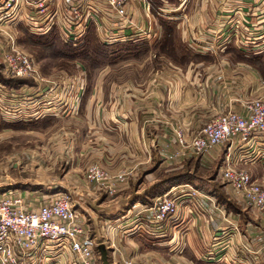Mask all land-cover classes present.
Wrapping results in <instances>:
<instances>
[{"label":"crops","instance_id":"0c3cea01","mask_svg":"<svg viewBox=\"0 0 264 264\" xmlns=\"http://www.w3.org/2000/svg\"><path fill=\"white\" fill-rule=\"evenodd\" d=\"M149 1L145 0L147 3ZM159 1L164 7L159 13L158 10L153 11L155 29L139 40L145 46L144 51H150V47L154 51L169 47L172 57L158 63L160 69L159 75L158 72L154 75L152 99H143L145 92L133 89L131 83H127L122 92H111V107H107V104L101 107L98 102L102 98L99 86L88 101L87 91L83 95L74 89L70 92L73 98L80 97V106L74 104L76 111L72 119L77 122L74 135H81L83 141L84 137L93 133L95 125L99 126L98 129L104 130L107 139L106 154L101 156L104 167L113 175L119 172V168L122 169L121 173L127 174V184L118 187L107 203L101 205V202L93 199L96 208H91L92 212L89 211V202L85 206L81 204L84 201L82 198L73 204L76 209L82 210L80 218L86 227H89L88 221L94 227L98 222L97 216H102L101 212H105L107 221L113 217L109 221L118 223L121 208H128L122 216L125 230L114 234L116 236L109 239L111 242H105L106 246L96 245L99 259L104 264H109L111 259L110 248L113 264L133 261L135 264H234L235 260H240L241 264H264V213L248 208L230 187L222 183L221 188L210 190L199 185L205 173L197 170L195 173L193 170L194 165L202 169L208 164L224 161L230 153L235 163L247 166L252 176L264 184V176L256 172L259 164L264 165V162L259 163V155L264 154V136L259 139L257 158L253 160L252 149H241L237 145L231 147L229 144L217 147L209 155L196 157L177 144L175 135L176 131H182L188 137L198 135L211 120L227 112L248 116V103L264 100V13L259 18V10H256V15L249 17L253 21V28H256L250 54L247 47L238 44V39L230 34L226 36L224 30L217 42L208 35L196 36L193 29L190 35L184 33L182 29L186 15L178 13L183 7L179 5L182 0ZM129 3L134 8L137 3L140 5L141 0H129ZM165 10L170 12L169 17L164 18L160 14ZM261 10L264 11V8ZM218 24L219 29L227 24L225 15H219ZM58 30L56 27L52 32ZM58 36L61 38V32ZM208 51L214 54L221 52L223 56L228 54L229 59H217L220 55L209 54ZM7 78L0 77V120L5 125L18 129L33 121L45 123L54 117L63 118L57 114L55 107L61 112V107L70 106L66 95L63 102L61 96L59 99L54 97L58 92L48 95L47 84H36L33 80L25 79L27 83L14 87ZM67 87L70 88V84H66ZM107 96L106 93L105 102ZM115 96L121 102V108L117 110L113 107ZM94 97H98L96 106H93ZM23 99L30 102L22 104ZM3 109H10L9 112L15 109L18 113L3 117ZM83 120L88 124L91 122L89 129L84 128ZM102 147L99 143L92 147L85 139L80 151L83 152L82 157L87 158L93 153L96 160L92 163H101L97 159L102 154ZM136 180L137 184L134 185ZM219 180L220 176L214 181ZM92 189L78 190L75 194L90 197L100 195L97 193L99 190L93 192ZM219 189L224 198H217L219 194L216 191ZM170 192L174 197H180L183 203L179 215L165 223L154 224L152 212L148 209L153 207L157 198ZM190 192L196 195L190 197ZM120 193H125V197L129 195L122 205L113 200ZM226 230L229 234L222 238ZM255 236H260L257 243ZM226 243H229V248H226ZM69 256L71 260L74 259L72 253ZM47 259L43 252H36L23 261L49 264ZM53 264L65 262L63 258L55 259Z\"/></svg>","mask_w":264,"mask_h":264},{"label":"rangeland","instance_id":"374dc122","mask_svg":"<svg viewBox=\"0 0 264 264\" xmlns=\"http://www.w3.org/2000/svg\"><path fill=\"white\" fill-rule=\"evenodd\" d=\"M96 3L101 4L100 8L103 11L100 12V16L103 18V23L101 24L102 31L105 35L106 31L113 32V44H109L108 41L104 43L101 33L95 26L93 27L96 31L92 28L90 29V26L85 39L78 45L66 42L62 34L61 38L56 34L39 36L30 32L23 25L0 26V77L10 78L11 85L14 87H20L27 83L25 79L33 80L36 84H47L49 86V89H47L48 95H52L53 92L54 94L58 92L54 96L55 98L59 99L58 97L61 96L60 98L63 102V96L66 95L70 103V106L61 107V112L55 107V111H58L57 114L62 115L63 118L54 117L51 118L52 121L45 123L38 120L28 124L26 123L27 126H20L18 129H15L16 127L5 125V122H2V119L0 120V200L6 197L17 198L22 201L21 207L32 211L40 209L57 196L67 193L71 195L73 202L75 200L78 201V198H82L84 200L81 202L82 205L85 206L86 202L92 204L91 206L88 204L89 211L92 212L91 208H96L95 204H93L95 203L93 199H96L97 202H101V205H103L107 203L110 196L115 195L118 187L127 184V174L124 172L121 173L122 169H117L119 172L113 175L104 167L105 164L102 162L101 156L106 154L105 144L107 145V139L104 130L98 129L99 126L95 125V131L92 130L93 133L84 137L83 141L86 139L92 147H96L98 143L103 146L102 154L97 159L101 163H92L96 160V156L93 153L88 158L85 156L82 157L83 152L80 151V146L83 141L80 139L81 135H74L75 132L73 129L76 127L75 123L77 122L72 119L76 111L74 104L79 107L80 100L75 99V97L73 98L70 92L74 89L76 93L83 95L87 91L86 101H88L96 87L99 86L102 98L98 102L101 103V107L106 106V104L107 107H111L109 105L111 103V92L115 94L122 92L125 90L127 83H131L133 89L145 92L143 99L150 101L152 99L154 75L157 72L159 75L160 67L158 63L167 61L172 57L169 52V47L166 50L162 49L160 51H154L150 47V51H144L143 47L145 46L139 40L146 36L145 34H140L138 31L134 32L131 30L133 29L131 23L143 29L146 28L144 30H149L151 34V31L155 29L152 20V16L154 18L153 11L158 10L159 13V10L164 6L160 4L161 2L159 0H150L149 3L141 0L139 6L137 3L132 8L131 6L133 5L129 3V0H126V10L130 18L124 21V19L106 12L107 5L104 3L99 1H96ZM147 5L150 6V9ZM179 5L183 7L178 10V13H184L186 15L182 29L184 33L189 34L191 29H193V33L196 36L208 35L217 42L220 34L225 31L224 34L226 36L230 34V36L238 39V44L247 47L246 50L251 54L250 46L254 45L253 42L255 40L253 37L256 28H253V21L249 17L256 15L254 13L257 12L256 10H259L260 18V15L264 13L261 10L264 8V0H182ZM160 14L165 18L169 17L170 12H166L165 10L161 11ZM219 15H225L227 20V24L221 27L222 29H219ZM123 23L132 27H125ZM121 32H129L128 36L131 37V40L124 42L121 37ZM58 33H60L59 30ZM118 33L120 34L119 36ZM16 47L27 53L33 61L35 73L31 77L12 79L13 77L7 75V68L13 66V61L7 52L9 49H15ZM194 53L197 52L194 51ZM198 53L201 54L199 50ZM208 53L214 54L211 51H208ZM220 54L221 52H215L214 55ZM160 57H162V60H160ZM217 59L227 60L229 59L228 54L224 56L220 55ZM203 73L205 72L203 71ZM66 84H70V88H66ZM106 93L108 96L105 102ZM74 99L76 103H74ZM97 99L98 97H94L93 106H96ZM113 101L115 110L121 108V102H119L118 96H115ZM24 102L28 104L30 101L29 99H23L22 104ZM51 107L53 106L51 105ZM107 107L103 111L104 115ZM63 109H66V111L64 112ZM9 110L3 109V117H10L14 113H18L15 109L10 112ZM82 124H84V128L89 129L91 122L88 124L87 121L83 120ZM177 130H180V128ZM178 133H181L187 139L193 138L194 136L188 137L182 131L175 132L177 144L183 150L192 152L196 157L198 155H209L215 149H218L216 147L201 154L194 150L184 149L178 141ZM74 139H76V142H74ZM224 161L219 160L217 164H208L207 167H203L202 169L194 165L193 170L195 173L197 170L199 173H205L206 175H202L203 179L200 182L201 184H198L209 188V190L221 188L220 184H224L223 180L221 179L219 182H215L214 180L218 179L221 175L224 168ZM259 163H262V161L260 160ZM94 165H98L109 172L115 179L105 182V185L97 181H90L87 175L89 169ZM263 166L261 164H259V167L257 166L258 170L256 172L259 176H264ZM240 169L251 174L247 166H240ZM183 171L184 169L179 173ZM119 175L123 177L124 181L116 179V177H120ZM115 181H117L116 187L113 188L114 192L112 191L113 194H111L109 186L115 184ZM136 184L137 180L134 182V185ZM260 184L264 186V184ZM89 187L93 188V192L99 190L100 192L97 193L100 195L90 197L86 194L84 196L75 194L78 190ZM216 192L219 194L217 196L218 199L224 198L221 189ZM124 194L120 193L113 200L122 205L129 196L125 197ZM121 209L118 223L110 222L113 217H110V221L108 220V222L105 218V212H101L102 216H97L98 222H96L94 227H92L89 221V227H86L83 223L84 221L82 222L80 218L83 213L82 210L80 208L76 209L80 227L84 231V238L88 237L95 245L96 258L91 264H104L99 259V250L96 249V245H105L106 241L116 236L114 234L121 233L125 230L124 217L122 216L126 214L125 212L128 211V208L125 209V207H122ZM92 214L95 215L94 212ZM258 237L260 236H255L256 243L259 242ZM109 241L111 242V240ZM108 251L111 256V259L109 258V264H113V252L111 248ZM43 254L46 259L48 257L49 264H53L55 259L62 258L65 264H74L75 261L76 263L79 262L76 257L71 260L69 256L71 253L63 249H61V254L59 252L56 253L55 250L53 252L46 251ZM67 255L68 257H66ZM39 262H35L34 264H39ZM24 263L25 261H23ZM131 264H135V261L131 262Z\"/></svg>","mask_w":264,"mask_h":264},{"label":"built area","instance_id":"2783aa9c","mask_svg":"<svg viewBox=\"0 0 264 264\" xmlns=\"http://www.w3.org/2000/svg\"><path fill=\"white\" fill-rule=\"evenodd\" d=\"M96 1L107 5L105 11L113 16L120 17L124 21L130 18L126 10V0H0V26L23 25L36 35H48L58 27L64 40L75 45L85 39L90 26H95L101 33L103 42L108 41L109 44H113V32L106 31L105 35L102 31L101 4ZM148 7L150 9V6ZM131 24L133 26L131 30L134 32L150 35L149 30L145 31ZM124 26L132 27L125 24ZM121 37L124 42L131 40L126 32H121ZM7 54L13 61V66L7 68L8 76L28 78L35 73L34 63L27 53L16 47L9 49ZM77 100H80L79 96ZM247 110L248 116L227 112L214 118L193 138L187 139L178 133V141L184 149L194 150L199 154L227 144L231 147L237 145L241 149L247 147L253 150L254 160L257 158L255 155L260 145L259 139L264 136V100L248 103ZM259 156L264 162V154ZM239 165L241 164L235 163L229 153L224 161L221 179L247 207L264 213V186L250 173L241 170ZM119 176L116 179L124 181L123 177ZM87 177L90 181H97L102 185L115 179L98 165L89 169ZM116 183L117 181L109 186L111 194ZM191 195L196 194L190 192L189 196ZM73 203L71 195L64 193L40 209L29 211L21 207L22 201L17 198L1 199L0 264H23V259H27L31 253L55 250L56 253L61 254V249L69 251L79 260L74 264H91L96 258L95 245L88 237L84 238V231L80 227ZM181 204H183L181 198L174 197L171 192L157 198L154 206L148 209L152 212V222L161 224L176 219ZM228 232L224 231L222 238L227 237ZM225 245L229 248V243ZM233 263L238 264L240 260H235ZM24 264L30 262L25 261Z\"/></svg>","mask_w":264,"mask_h":264},{"label":"trees","instance_id":"16d2710c","mask_svg":"<svg viewBox=\"0 0 264 264\" xmlns=\"http://www.w3.org/2000/svg\"><path fill=\"white\" fill-rule=\"evenodd\" d=\"M91 28H92L94 31H96V29H95L93 26H91L90 29H91ZM90 29H89V30H90ZM53 34H56V35L58 36V32H57V31H53V32L50 33L48 36H51V35H53ZM58 37H59V36H58Z\"/></svg>","mask_w":264,"mask_h":264}]
</instances>
